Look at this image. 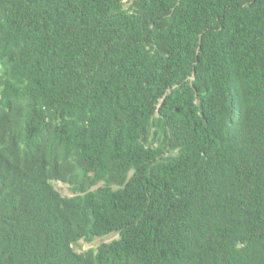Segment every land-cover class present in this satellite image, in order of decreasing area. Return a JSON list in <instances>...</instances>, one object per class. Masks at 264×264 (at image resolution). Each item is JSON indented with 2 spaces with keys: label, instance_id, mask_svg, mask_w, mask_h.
Wrapping results in <instances>:
<instances>
[{
  "label": "trees",
  "instance_id": "obj_1",
  "mask_svg": "<svg viewBox=\"0 0 264 264\" xmlns=\"http://www.w3.org/2000/svg\"><path fill=\"white\" fill-rule=\"evenodd\" d=\"M0 264H264V0H0Z\"/></svg>",
  "mask_w": 264,
  "mask_h": 264
},
{
  "label": "rangeland",
  "instance_id": "obj_2",
  "mask_svg": "<svg viewBox=\"0 0 264 264\" xmlns=\"http://www.w3.org/2000/svg\"><path fill=\"white\" fill-rule=\"evenodd\" d=\"M126 2V4H128L131 0H124ZM54 186L56 187V189L61 192L63 195H68L71 196L73 195L72 191L70 190L68 184L62 182V181H54ZM119 237V234L117 233H112L103 237H97L95 238L91 243L85 242L84 240L79 241L78 244H76L74 246V248L78 251H84L87 250L89 248H95L98 245L102 244V243H107L110 242L114 239H117Z\"/></svg>",
  "mask_w": 264,
  "mask_h": 264
}]
</instances>
